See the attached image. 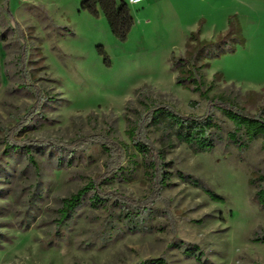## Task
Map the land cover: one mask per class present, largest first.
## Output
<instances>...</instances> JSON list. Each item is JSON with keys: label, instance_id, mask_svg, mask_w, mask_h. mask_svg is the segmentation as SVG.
<instances>
[{"label": "rangeland", "instance_id": "1", "mask_svg": "<svg viewBox=\"0 0 264 264\" xmlns=\"http://www.w3.org/2000/svg\"><path fill=\"white\" fill-rule=\"evenodd\" d=\"M85 0H0V264H140L162 258L167 264H264V212L254 201L250 181L264 175V142L246 152L224 140L212 153L194 154L151 125L145 135L161 150L173 175L160 191L143 230L108 208L85 202L58 228L61 199L93 179L107 193L134 201L153 197L154 185L136 157L131 128L154 104L185 116H204L213 97L233 101L250 115L264 109V0H144L128 5L134 26L119 40L99 9L92 15ZM240 27L225 52L204 51L196 63L203 87L177 83L182 76L173 58L188 60L199 39L217 42ZM30 82L43 95L38 110L17 138H51L62 143L87 141L83 153L32 148L6 149L5 131L37 104L34 87L20 73V53ZM187 69V67H185ZM226 137L233 124L214 110ZM127 150L122 175L103 180L108 154L101 141ZM61 160V161H60ZM136 161L137 163H134ZM199 180L224 198L184 181ZM90 195V194H89ZM113 221V223H110ZM114 230L109 233L110 225ZM198 247L201 260L182 248Z\"/></svg>", "mask_w": 264, "mask_h": 264}, {"label": "trees", "instance_id": "2", "mask_svg": "<svg viewBox=\"0 0 264 264\" xmlns=\"http://www.w3.org/2000/svg\"><path fill=\"white\" fill-rule=\"evenodd\" d=\"M82 8L87 10L92 15L98 16L99 9L106 17L112 33L121 41L127 40L133 26L134 18L130 13L128 5L122 0H85L82 3ZM231 30L222 36L217 42L202 41L198 37L200 30L192 34L191 40L197 41V47L194 53L188 60L173 58L174 63L180 69L182 76H178L177 83L185 86L186 83H193L196 85L195 91H201L203 87L202 76L199 69L196 67L197 61L201 54L208 52H225L231 43H235L236 39L233 37L240 35L239 25L232 24L230 21ZM26 56L22 53L19 55L18 65L20 73L27 87H34L30 82V75L25 65ZM187 67V69H185ZM35 88V94L38 99L35 107L24 117L20 118L19 122L10 129H4L6 149L5 154L9 150H24L32 164L37 165L32 148H54L57 150L66 151L73 155L76 153H83L87 150L88 144L86 139H82L72 143H62L51 138H23L18 139L17 133L26 126L30 118L31 112L38 110L43 103L42 92ZM212 109L204 116H185L167 105L154 104L149 110L146 117L139 122L137 127L131 128L129 134L133 139V145L137 151L136 157H141L142 165L146 168L154 185L153 197L145 201H134L119 195L118 193H107L102 190L99 179H93L85 186L78 189L75 193L68 197L62 198V207L59 209L60 216L57 219V227L63 228L66 221L73 217L74 213L85 202L93 208L106 207L112 199L113 203L120 207L119 218L128 223L130 229L143 230L147 219L153 211L155 202L159 199L160 191L168 186V180L173 175L168 172L167 163L164 161V156L161 150L153 146L150 140L146 137L145 131L148 126L156 125L162 128L163 132L168 138L177 141L179 144L187 145L194 154L212 153L219 143L227 140L234 145L238 150L246 152L251 145L258 139L264 142V109L259 115H250L243 108L233 101H228L222 97H213ZM220 110L230 122L233 124L231 130L222 135V128L214 119L213 111ZM104 151L108 154V161L106 162V172L103 175V180L109 179L112 176L122 175L128 180V171L122 165L127 156V150L121 148L113 141H101ZM264 148V145H263ZM61 161V160H60ZM134 163H137L134 161ZM179 176L187 182L194 184L201 188L208 196L217 202H224V198L211 189L202 185L199 180H194L190 176H184L179 172ZM251 185L256 188L254 194V201L258 207L264 212V175H259L250 181ZM90 194V195H89ZM110 223H113L111 221ZM115 227L110 225L109 233H112ZM257 243L264 244V234L257 235L254 238ZM179 248L184 250L188 256L201 260L203 255L198 247L191 250L185 243L180 242ZM140 264H167L162 258L151 259L143 261Z\"/></svg>", "mask_w": 264, "mask_h": 264}, {"label": "built area", "instance_id": "3", "mask_svg": "<svg viewBox=\"0 0 264 264\" xmlns=\"http://www.w3.org/2000/svg\"><path fill=\"white\" fill-rule=\"evenodd\" d=\"M143 2H144V0H128V4H130V5H139Z\"/></svg>", "mask_w": 264, "mask_h": 264}]
</instances>
